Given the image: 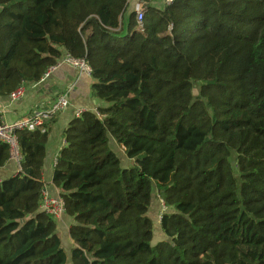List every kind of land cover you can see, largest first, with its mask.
<instances>
[{"label": "trees", "instance_id": "trees-1", "mask_svg": "<svg viewBox=\"0 0 264 264\" xmlns=\"http://www.w3.org/2000/svg\"><path fill=\"white\" fill-rule=\"evenodd\" d=\"M129 1L0 0V97L68 55L101 103L69 122L52 171L69 253L39 208L54 119L17 132L0 264H264V0H139L141 26ZM9 158L0 144V168ZM156 194L167 211L153 245Z\"/></svg>", "mask_w": 264, "mask_h": 264}, {"label": "crops", "instance_id": "crops-1", "mask_svg": "<svg viewBox=\"0 0 264 264\" xmlns=\"http://www.w3.org/2000/svg\"><path fill=\"white\" fill-rule=\"evenodd\" d=\"M154 5L158 8L162 7L158 1L154 2ZM91 85V77H87L76 69L61 63L55 70L51 71L44 81L26 86L24 95L19 101L11 103L9 97H0V118L5 123L11 124L29 116L35 108H48L58 96L66 95L69 106L54 118V123L50 127L49 137L45 147L42 181L45 188L53 195L59 196L58 190L51 185V176L54 168L53 160L65 146L63 139L64 129L74 117L75 111L82 110L95 113L101 106L92 96ZM109 148L116 154L121 164V160L125 159L123 148L118 147L112 139L109 140ZM17 173V165L9 159L0 168V181L12 178ZM157 200L159 198L156 194L153 202L157 203ZM153 210L151 208L150 214ZM55 224L56 233L61 240L62 248L66 249V252L69 253L72 248V242L69 239V228L72 224L71 219L63 215L59 220L55 221ZM157 230L159 231L157 236H161L163 238L162 240H164L165 238L160 232L159 222L157 223ZM153 241L154 230L152 243L155 245ZM64 242L68 249L64 246Z\"/></svg>", "mask_w": 264, "mask_h": 264}, {"label": "built area", "instance_id": "built-area-1", "mask_svg": "<svg viewBox=\"0 0 264 264\" xmlns=\"http://www.w3.org/2000/svg\"><path fill=\"white\" fill-rule=\"evenodd\" d=\"M161 3L162 6L171 5L174 0H156ZM135 21L138 26L142 25L144 19L143 4H139L135 9ZM66 64L74 69H76L81 74L91 77V69L84 60H76L68 55H64L57 65L47 71L39 82L44 81L51 71L59 64ZM25 92V86H21L12 92L9 96L11 103L19 101ZM69 102L66 95H60L56 100L46 109L35 108L30 113L29 116L17 120L14 123L7 124L0 118V144H5L9 148L10 160L14 161L17 165V172L21 171L20 162L21 157L19 155L18 144H17V132H39L44 134L47 132V125L54 119L59 113L67 109ZM86 111L78 110L74 113V118H80ZM56 165V157L53 160V167ZM159 212H158V222L161 220V216L166 213L167 208L165 207L162 200H158ZM39 208L41 212L47 217L51 218L53 221L59 220L64 215V203L60 196L53 195L45 187L41 191Z\"/></svg>", "mask_w": 264, "mask_h": 264}, {"label": "rangeland", "instance_id": "rangeland-1", "mask_svg": "<svg viewBox=\"0 0 264 264\" xmlns=\"http://www.w3.org/2000/svg\"><path fill=\"white\" fill-rule=\"evenodd\" d=\"M133 29L130 30V32L132 31ZM100 103V102H99ZM101 104V103H100ZM112 146V144H111ZM123 158V157H122ZM124 159V158H123ZM126 159V160H125ZM124 160H121V167L122 168H128L132 165V161L127 159L125 157ZM47 189V188H46ZM48 190V189H47ZM152 208L154 209L151 213V219H152V222H153V225H154V244H157L159 243L163 238L161 236H157L159 231L157 230V223H158V212H159V206L157 205V203H152ZM62 236V235H61ZM64 246L68 249L66 243L64 242ZM65 251H67L66 249H64Z\"/></svg>", "mask_w": 264, "mask_h": 264}, {"label": "water", "instance_id": "water-1", "mask_svg": "<svg viewBox=\"0 0 264 264\" xmlns=\"http://www.w3.org/2000/svg\"><path fill=\"white\" fill-rule=\"evenodd\" d=\"M139 4H141L139 0H131L128 3V7L125 13V19H127L129 16L135 13L136 6H138Z\"/></svg>", "mask_w": 264, "mask_h": 264}]
</instances>
